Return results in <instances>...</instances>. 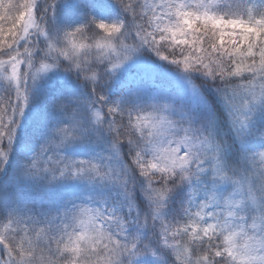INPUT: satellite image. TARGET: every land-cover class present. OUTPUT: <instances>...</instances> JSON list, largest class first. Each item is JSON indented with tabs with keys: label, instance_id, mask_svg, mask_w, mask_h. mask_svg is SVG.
<instances>
[{
	"label": "snow or ice",
	"instance_id": "6c2138e0",
	"mask_svg": "<svg viewBox=\"0 0 264 264\" xmlns=\"http://www.w3.org/2000/svg\"><path fill=\"white\" fill-rule=\"evenodd\" d=\"M0 264H264V0H0Z\"/></svg>",
	"mask_w": 264,
	"mask_h": 264
}]
</instances>
